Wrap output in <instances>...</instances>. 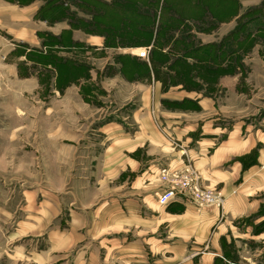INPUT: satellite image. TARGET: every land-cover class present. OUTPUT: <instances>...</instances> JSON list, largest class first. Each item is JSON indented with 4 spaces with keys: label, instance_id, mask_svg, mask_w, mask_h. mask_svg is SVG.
Returning a JSON list of instances; mask_svg holds the SVG:
<instances>
[{
    "label": "crops",
    "instance_id": "crops-1",
    "mask_svg": "<svg viewBox=\"0 0 264 264\" xmlns=\"http://www.w3.org/2000/svg\"><path fill=\"white\" fill-rule=\"evenodd\" d=\"M208 4L219 1L53 0L44 6L42 0H0L2 59L18 45L41 54L38 35L49 34L57 41L50 53L65 62L58 69L23 64L29 72L50 70L49 78L20 77L16 64L3 65L21 86L13 132L21 149L33 151L23 155L30 166L49 167L41 177L20 181L15 224L3 227L8 262L264 264V114L258 115L264 102L256 104L254 89L245 93V104L229 101L225 111L211 98L180 86L163 91L161 82L145 77L151 57L177 50L168 38L179 32L156 34L157 24L200 22ZM228 16L220 19L226 26L233 20ZM193 35L201 44L216 42L203 41V32ZM75 70L87 76L70 77ZM246 82L264 92V77ZM106 98L115 110H104ZM187 100L200 110L165 106ZM220 117L233 122L230 129ZM21 135L28 140L21 143ZM171 141L185 148L202 185L221 191L222 207L183 197L158 205L159 168L185 163Z\"/></svg>",
    "mask_w": 264,
    "mask_h": 264
},
{
    "label": "rangeland",
    "instance_id": "rangeland-1",
    "mask_svg": "<svg viewBox=\"0 0 264 264\" xmlns=\"http://www.w3.org/2000/svg\"><path fill=\"white\" fill-rule=\"evenodd\" d=\"M19 4H27L34 0H10ZM44 6L50 4L53 0H42ZM204 1V0H203ZM214 3L219 1L217 5H205L202 6V13L205 11L207 18H204L200 22L182 21L181 23L171 22L167 28L169 32H179L180 39L178 45L184 47L186 51L189 47H195L201 44L197 36H194V32H203L201 38L203 41H216L214 49H212L214 59L216 63L212 69H203L204 63L195 62L193 59L184 58L181 63L174 62L176 57L182 54V48L177 49L175 53H170L169 56L155 55L158 60H162L164 67L172 65L169 87L180 86L182 89L188 92H195L202 97H208L215 101H218L225 111H229L228 102H238L245 104V93L250 90H254L252 94H256L254 101L256 104L264 102V92L257 91L256 84H249L246 82L249 78L264 77V35H260V31L264 27V0L261 2L263 5L253 6H241L240 1L245 0H211ZM251 2L253 0H250ZM227 4V6H225ZM261 7V8H260ZM261 9V11H259ZM233 14L232 23L228 19V26L222 19L225 15ZM43 12L39 13V17L43 18ZM218 15L219 20H213V15ZM258 15H262V19L259 20ZM229 17V16H228ZM230 18V17H229ZM190 24V25H189ZM189 25V26H188ZM185 26V27H184ZM177 28V30H172ZM185 30V31H183ZM190 30H192L191 33ZM187 33L192 37L188 38ZM227 32L226 36L221 38ZM49 34H39L38 36L43 39L42 48L39 50L42 55L50 53L48 47L45 45L46 36ZM50 36V35H49ZM185 38V42L181 40ZM193 37L196 42H193ZM192 38V39H191ZM173 41V39H172ZM170 41V42H172ZM173 43V42H172ZM219 44V45H218ZM190 49V48H189ZM218 49L224 52V54H218ZM25 54V60L18 61V58ZM34 53H26L25 48L18 45L15 46L13 53L2 59L0 55V264H12L3 258L2 250L6 249V243L4 242L5 230L3 227L10 229L13 228L17 218V206L19 205V184L21 180H32L34 176L41 177L43 173L49 170L48 166L35 165L30 166L28 159L23 155L24 153L31 155V150L21 149L18 143V135L13 132L14 128L18 125V119L16 116V109L18 107V92L21 86L13 81L12 75L3 68L5 64H16L18 66V75L29 76L30 73L41 74L43 78L50 77V70L44 71H28L24 69L23 64L30 62L34 65L40 63L32 57ZM31 55V56H30ZM199 65V66H198ZM217 65V67H216ZM205 66V65H204ZM138 72L144 76L143 70L138 68ZM70 77L84 76L81 72H74ZM9 79L7 82L2 81L1 78ZM98 94H101L99 91ZM242 97V98H239ZM241 99L243 101L241 102ZM111 100V99H110ZM106 98L102 107L105 111L111 112L114 109V104L110 103ZM102 101V100H101ZM227 103V104H226ZM167 108L179 109L185 112L199 111L200 107L196 103L190 101H183L177 104H167ZM262 110V109H261ZM260 110V111H261ZM152 113V112H151ZM227 114L226 112H224ZM263 115L259 112L258 115ZM258 115H255V123L257 122ZM155 127L162 130V126L159 124L157 118L152 114ZM253 119V118H252ZM221 125L230 129L232 121L230 119L220 117ZM245 122V119H244ZM41 138V135H38ZM25 137V138H24ZM28 140L26 136H20V142L24 143ZM252 156V155H251ZM16 211V212H15ZM15 212V213H14ZM3 213H13V218L4 216Z\"/></svg>",
    "mask_w": 264,
    "mask_h": 264
},
{
    "label": "built area",
    "instance_id": "built-area-1",
    "mask_svg": "<svg viewBox=\"0 0 264 264\" xmlns=\"http://www.w3.org/2000/svg\"><path fill=\"white\" fill-rule=\"evenodd\" d=\"M171 144L179 148L185 163L182 168H159V180L163 187L157 193L158 205L165 206L175 198L183 197L196 205L222 207L224 198L221 191L203 186L201 175L188 159L185 148L175 141Z\"/></svg>",
    "mask_w": 264,
    "mask_h": 264
},
{
    "label": "trees",
    "instance_id": "trees-1",
    "mask_svg": "<svg viewBox=\"0 0 264 264\" xmlns=\"http://www.w3.org/2000/svg\"><path fill=\"white\" fill-rule=\"evenodd\" d=\"M168 27H169V25H167V24H165V26L160 27V23H158L156 26V29H155L156 34L158 32H160V30H162V28L167 30ZM175 29H177V28H172V30H175ZM262 30L263 31L260 32L261 36L264 35V27ZM169 33H171V32H169ZM171 35L172 34H170V38H168V40H170V41L173 39L172 38L173 36H171ZM186 36L188 38L192 37L191 35L188 34V32L186 33ZM179 40L180 39H178V38L173 39V41H172L173 43L171 45V48H174V47L176 49L182 48V50H183L182 54L180 56L176 57V59L174 60L175 63L179 62L180 60L182 63L184 58H190V59H193L195 62L204 63L205 66L203 65L200 67H203V69H205V70L212 69L211 67H213L215 64H219V63L215 62L218 59V57L215 60L214 57H216V56H215V54L213 55V53H212V49H214L215 44H212V45L211 44H199L198 46H195V47H189L190 49L188 48V50L185 51L183 49L184 47L180 46V44L178 45V42H180ZM184 40H185V38L183 37V39L181 41L185 42ZM192 40H193V42L194 41L196 42V40H194V37ZM55 43H57V41L54 37H51L49 35L46 36L45 45L47 47H49ZM174 51H177V50L174 49ZM218 54H224V52L221 51L220 49H218ZM32 57L35 58L40 64H45V65L46 64H52L53 66L57 67V69L60 68L61 65H62V67L65 66V62H63V60L60 57H57L53 53H48L45 55L34 53V54H32ZM162 64H163V62L161 59L158 60L155 57L154 58L151 57L150 58L151 73L149 72L145 77L149 78V79L153 78L155 81L161 82V89L163 91H165L169 87L170 80L173 79L172 76L170 75L171 74L170 70H172L171 69L172 65H168L165 69H162V66H163ZM216 67H217V65H216ZM75 71L77 72V70H75ZM78 72L82 73L81 70H79ZM83 75H84L83 77L87 76L86 73Z\"/></svg>",
    "mask_w": 264,
    "mask_h": 264
}]
</instances>
